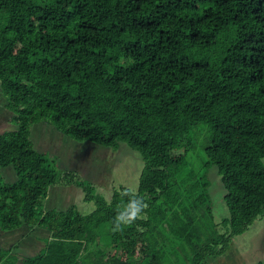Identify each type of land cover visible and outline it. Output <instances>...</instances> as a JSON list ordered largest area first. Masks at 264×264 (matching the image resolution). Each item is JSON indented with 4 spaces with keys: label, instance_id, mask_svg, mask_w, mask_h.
Instances as JSON below:
<instances>
[{
    "label": "trees",
    "instance_id": "trees-1",
    "mask_svg": "<svg viewBox=\"0 0 264 264\" xmlns=\"http://www.w3.org/2000/svg\"><path fill=\"white\" fill-rule=\"evenodd\" d=\"M0 85L17 126L0 129V230L50 233L21 262L1 246L0 264H204L264 215V0H0ZM41 120L139 150L138 191L107 200L60 171L32 139ZM64 179L96 209L51 207ZM125 190L148 207L114 232Z\"/></svg>",
    "mask_w": 264,
    "mask_h": 264
},
{
    "label": "rangeland",
    "instance_id": "rangeland-1",
    "mask_svg": "<svg viewBox=\"0 0 264 264\" xmlns=\"http://www.w3.org/2000/svg\"><path fill=\"white\" fill-rule=\"evenodd\" d=\"M4 102H6V96L0 85V109H6ZM5 126L8 127L5 128ZM16 127L13 113L10 110L0 111V129L8 131ZM32 139L38 150L47 152L51 159L56 156L60 171L78 174L77 178L89 180L95 187L94 192L107 200H110L114 191L122 186L138 191L145 160L141 152L127 142H120L118 147H112L89 140L79 141L62 134L49 120H41L33 124ZM7 170V168L3 169L5 179L14 181L16 179L14 171L10 174ZM206 176L210 182L208 202L212 205L215 222L219 223L231 214L224 197L226 188L215 166L207 168ZM57 186L59 191L55 194L50 191L49 197L54 196L59 201L50 203L51 207L60 209L75 205L83 214H89L96 209L95 202L87 201L85 192L80 196L81 188L68 183L66 179L56 183L53 187ZM219 229L221 232L225 230L223 227ZM44 231L45 229H36L32 235H24L23 246L33 239V234H39L45 240ZM20 238L21 236L15 239L4 233L0 236V243L8 246ZM17 244L18 250H22L21 240ZM42 245L38 242L36 247L27 246L32 252ZM259 261H264V215L258 217L245 232L232 237L224 251L209 256L204 264H256Z\"/></svg>",
    "mask_w": 264,
    "mask_h": 264
},
{
    "label": "clouds",
    "instance_id": "clouds-1",
    "mask_svg": "<svg viewBox=\"0 0 264 264\" xmlns=\"http://www.w3.org/2000/svg\"><path fill=\"white\" fill-rule=\"evenodd\" d=\"M121 196H127L129 199L118 208L113 218L112 230L114 232H121L126 227L134 224L138 219L142 218L144 210L148 207L143 197L131 193L130 190L123 191Z\"/></svg>",
    "mask_w": 264,
    "mask_h": 264
},
{
    "label": "crops",
    "instance_id": "crops-1",
    "mask_svg": "<svg viewBox=\"0 0 264 264\" xmlns=\"http://www.w3.org/2000/svg\"><path fill=\"white\" fill-rule=\"evenodd\" d=\"M74 185V184H73ZM76 187H78L79 189L81 188V187H79V186H77L76 185ZM81 190H82V194L80 195V196H82L83 195V192H84V190L81 188L80 190H79V194L81 193ZM57 200V202L59 201V199H57L56 197L54 198V200H53V202L54 201H56ZM56 202V203H57ZM44 229V228H43ZM21 230L22 229H18V230H15V231H13V230H10V231H3V230H0V236L2 235V234H4V233H7L9 236H13L15 239L17 238V237H20L21 236V238L17 241V240H14L11 244H9L8 246H6V245H4V244H2V243H0V247L1 246H5V248H7V249H10L11 247H15L14 248V251H13V253L15 254V256H18V262L20 261H22L23 260V257H25V256H35V255H37V254H39L40 252H43V250L45 249V246H46V243H45V240H43V237H40V235L38 234H33L34 235V237H33V239H31V240H29L26 244H24V246H23V244H22V240H23V238L25 237V236H28V235H32V233H26V234H24V232L26 231V230H23L22 232H21ZM35 232V231H34ZM43 234H46V235H50V233L48 232V230H46L45 229V231L43 232ZM25 235V236H24ZM45 239V238H44ZM21 240V246L24 248V249H26V250H24L23 248H22V250H18V247H17V243L19 242ZM38 242H41L43 245H42V247H40V248H38V249H34L32 252L31 251H29L28 250V247L29 246H27V245H32V246H34V247H36L37 246V243ZM17 262V264H21V263H18ZM10 264H14V263H10Z\"/></svg>",
    "mask_w": 264,
    "mask_h": 264
}]
</instances>
